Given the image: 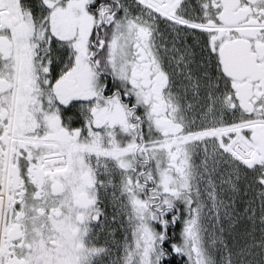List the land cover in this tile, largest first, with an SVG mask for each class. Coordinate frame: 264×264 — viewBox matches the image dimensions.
Listing matches in <instances>:
<instances>
[{
    "label": "snow or ice",
    "instance_id": "6c2138e0",
    "mask_svg": "<svg viewBox=\"0 0 264 264\" xmlns=\"http://www.w3.org/2000/svg\"><path fill=\"white\" fill-rule=\"evenodd\" d=\"M0 264H264V0H0Z\"/></svg>",
    "mask_w": 264,
    "mask_h": 264
}]
</instances>
